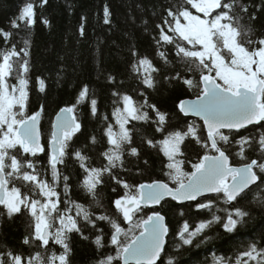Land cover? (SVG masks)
I'll list each match as a JSON object with an SVG mask.
<instances>
[{"label":"trees","instance_id":"trees-1","mask_svg":"<svg viewBox=\"0 0 264 264\" xmlns=\"http://www.w3.org/2000/svg\"><path fill=\"white\" fill-rule=\"evenodd\" d=\"M195 1L0 0V67L8 64V86L25 85L24 103L14 105L19 122L41 109L43 146L35 153L19 143L0 145L7 196L14 197L12 206L0 205V264H121L122 249L152 211L168 225L154 264H264L263 122L216 135L231 165L256 162L258 182L234 200L220 191L185 203L167 198L130 216L116 205L136 197L142 183L177 187L203 156L216 153L202 121L178 109L180 100L202 94V75L217 73L210 58L198 55L207 47L175 28L184 11L198 13ZM208 17L228 23L247 52L264 47V0H219ZM213 40L234 66L223 37L214 32ZM127 100L134 115L115 145L110 133L119 129L116 113ZM62 107L73 108L80 127L52 166L48 142ZM7 133L0 121V142ZM177 133L182 179L161 146ZM114 147L118 157L111 158ZM91 171L97 178L89 186ZM43 220L48 240L39 233Z\"/></svg>","mask_w":264,"mask_h":264},{"label":"water","instance_id":"water-1","mask_svg":"<svg viewBox=\"0 0 264 264\" xmlns=\"http://www.w3.org/2000/svg\"><path fill=\"white\" fill-rule=\"evenodd\" d=\"M253 56L252 76L255 82L252 88L239 86L232 91L221 86L213 74H204L200 78L202 94L195 98H184L178 103V109L184 116L202 121L208 142L216 153L203 156L192 174L177 187H172L161 180L140 184L136 197L117 201L116 205L124 215L130 216L141 207L155 208L167 198L185 203L218 191L223 192L227 199L232 201L258 182L254 171L256 162L231 165L229 157L219 148L215 138L218 132L238 130L257 124L264 117L262 103L264 80L259 75L260 60L255 51ZM40 119L41 109L17 126V136L23 150L42 153ZM79 127L72 107H62L57 111L52 121L51 137L48 142L52 166L59 162L65 138ZM6 197V180L0 167V205L5 204ZM233 222V218H229L225 226L231 228ZM120 231L119 228L114 233V239L118 237ZM167 235L165 215L160 211H152L142 221L140 232L123 248L120 254L121 264L156 263L165 247ZM41 238L43 240L50 238L47 226L43 228Z\"/></svg>","mask_w":264,"mask_h":264},{"label":"rangeland","instance_id":"rangeland-1","mask_svg":"<svg viewBox=\"0 0 264 264\" xmlns=\"http://www.w3.org/2000/svg\"><path fill=\"white\" fill-rule=\"evenodd\" d=\"M218 1L219 0H196L194 2V7L196 10L205 14L206 17L200 16L197 13L184 11L182 13V20H178L176 23V31L186 39L195 40L207 47L206 50L198 52V55L210 58L214 62L217 66L216 76L227 84V87L223 86L224 88L231 90H236L239 86H247L251 88L254 83V78L252 76V66L254 61L252 55L253 52L249 53L237 44L235 31L229 24L223 22L220 17L213 20L207 17ZM214 32H217L222 36L225 45L233 51L236 62L234 66L228 65L224 57L221 56L215 48V42L213 40ZM257 51V58L260 60L258 66L264 77V47ZM146 65L147 64H145V66ZM144 70L149 71V67H144ZM7 73L8 64L3 63L0 67V121L9 126V133L3 136L0 145L20 144V140L17 136V126L20 122L14 112V105L23 104L26 98V88L24 83L16 91L14 86L7 85ZM131 115H134L132 103L130 100H127L124 108L119 109L116 113L119 129L111 131L110 133L111 142L113 144L117 145L119 141L126 138L125 123ZM194 131L195 130L192 129V132ZM216 135L223 136L224 134L220 132ZM182 139V135L177 133L169 136L161 142L162 151L168 158L169 166L174 170V177L177 179L185 177V174L181 169V162L178 158L180 153L179 146ZM110 156L111 158L118 157L115 147L112 149ZM96 178L97 175L95 172L90 173L88 176L89 183L87 182V184L94 185ZM47 194L49 195L50 192ZM13 202L14 197H7V205L12 206ZM49 204L53 205V202L50 200ZM45 225L46 223L44 220L39 224L38 229L40 236Z\"/></svg>","mask_w":264,"mask_h":264},{"label":"flooded vegetation","instance_id":"flooded-vegetation-1","mask_svg":"<svg viewBox=\"0 0 264 264\" xmlns=\"http://www.w3.org/2000/svg\"><path fill=\"white\" fill-rule=\"evenodd\" d=\"M260 122H263L264 123V118Z\"/></svg>","mask_w":264,"mask_h":264}]
</instances>
